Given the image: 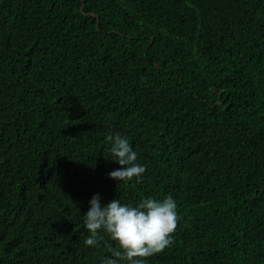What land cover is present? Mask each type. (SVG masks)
Instances as JSON below:
<instances>
[{"label":"trees","instance_id":"obj_1","mask_svg":"<svg viewBox=\"0 0 264 264\" xmlns=\"http://www.w3.org/2000/svg\"><path fill=\"white\" fill-rule=\"evenodd\" d=\"M96 194L176 201L146 264H264V0H0V264H104Z\"/></svg>","mask_w":264,"mask_h":264},{"label":"clouds","instance_id":"obj_2","mask_svg":"<svg viewBox=\"0 0 264 264\" xmlns=\"http://www.w3.org/2000/svg\"><path fill=\"white\" fill-rule=\"evenodd\" d=\"M106 139L111 145L112 159L122 166L111 171L110 178L125 184L133 178H140L146 168L137 162L138 154L128 138L117 132L109 134ZM89 203L83 223L90 235L84 243L99 248L101 242H105L111 255L105 257L104 264H118L119 260H127L129 264H146L148 257L163 252L174 242L173 234L180 217L177 203L170 195L163 200L144 198L133 206L121 204L116 198L102 205L100 195L96 194ZM101 231L106 232L117 247L106 242Z\"/></svg>","mask_w":264,"mask_h":264}]
</instances>
